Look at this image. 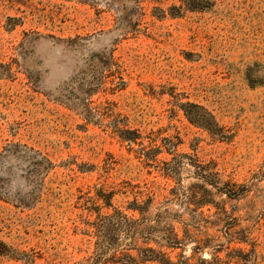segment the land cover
Wrapping results in <instances>:
<instances>
[{
	"label": "rangeland",
	"instance_id": "1",
	"mask_svg": "<svg viewBox=\"0 0 264 264\" xmlns=\"http://www.w3.org/2000/svg\"><path fill=\"white\" fill-rule=\"evenodd\" d=\"M0 264H264V0H0Z\"/></svg>",
	"mask_w": 264,
	"mask_h": 264
},
{
	"label": "trees",
	"instance_id": "2",
	"mask_svg": "<svg viewBox=\"0 0 264 264\" xmlns=\"http://www.w3.org/2000/svg\"><path fill=\"white\" fill-rule=\"evenodd\" d=\"M197 106V105H196ZM210 117H211V120L210 121ZM196 122L210 128V129H215V126L217 127V123L214 122V120L212 119V115L208 112H204V113H201L198 117L197 120H195Z\"/></svg>",
	"mask_w": 264,
	"mask_h": 264
}]
</instances>
